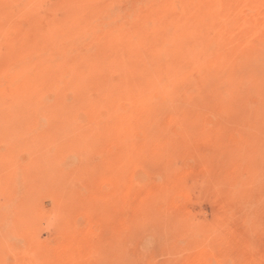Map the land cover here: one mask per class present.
<instances>
[{
  "label": "rangeland",
  "instance_id": "1",
  "mask_svg": "<svg viewBox=\"0 0 264 264\" xmlns=\"http://www.w3.org/2000/svg\"><path fill=\"white\" fill-rule=\"evenodd\" d=\"M23 1L0 0V264H264V0H217L241 47L189 67L199 85L172 98L142 81L150 113L127 99L108 120L73 110L69 68L41 77L95 32L72 12L115 0Z\"/></svg>",
  "mask_w": 264,
  "mask_h": 264
},
{
  "label": "bare ground",
  "instance_id": "2",
  "mask_svg": "<svg viewBox=\"0 0 264 264\" xmlns=\"http://www.w3.org/2000/svg\"><path fill=\"white\" fill-rule=\"evenodd\" d=\"M126 1L115 0L111 2L110 9L97 14L72 12L68 23H82L95 30V34L69 35L72 41L65 44V49L70 55L68 53L67 58L61 62L56 58L51 60L49 69L45 68L42 72L41 79L50 80L53 77L51 71L55 67L69 68L72 71V76L60 75L57 81L64 83L71 92L84 89V94L77 92L78 95H75L73 110L83 108L86 114L88 111L99 120L114 119L119 114L116 104L128 99L134 105L138 104L139 107H135L138 111L150 113L149 107L140 106L138 103L141 96L138 87L142 81L150 80L152 86L165 100L166 97L172 98L181 87L187 90L189 87L199 85V82L194 83L183 75L189 67H201L208 62L214 52L241 47L238 43H227V40L238 37L240 33L228 29L224 20H220L217 12L220 6L217 0H136L137 7L134 10L123 8L122 5L126 4ZM23 2L25 3L26 0ZM61 2L63 7L70 9L85 0H61ZM55 29L58 35H68L67 27ZM55 46L57 50L62 45L55 44ZM145 56L155 59L156 63L148 64L147 61L150 62L152 59L147 60ZM83 71L86 73L84 74ZM87 72L90 73L89 76ZM134 73L137 77L131 75ZM118 76L120 79L115 82L114 79ZM98 89L105 91L98 94L96 92ZM102 140L104 138L99 141Z\"/></svg>",
  "mask_w": 264,
  "mask_h": 264
}]
</instances>
